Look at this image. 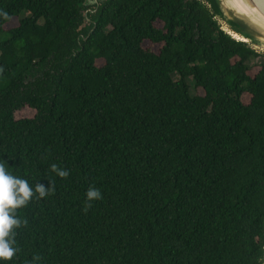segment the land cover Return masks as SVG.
I'll return each instance as SVG.
<instances>
[{
  "label": "trees",
  "instance_id": "16d2710c",
  "mask_svg": "<svg viewBox=\"0 0 264 264\" xmlns=\"http://www.w3.org/2000/svg\"><path fill=\"white\" fill-rule=\"evenodd\" d=\"M85 3L0 0V159L54 186L8 264H263L264 54L212 0Z\"/></svg>",
  "mask_w": 264,
  "mask_h": 264
},
{
  "label": "clouds",
  "instance_id": "9594fccd",
  "mask_svg": "<svg viewBox=\"0 0 264 264\" xmlns=\"http://www.w3.org/2000/svg\"><path fill=\"white\" fill-rule=\"evenodd\" d=\"M51 172L59 178H66L68 171L53 164ZM50 182L46 188L43 184L30 185L27 179L13 175L8 160L0 159V264H8L18 252L15 246L16 231L25 224L17 217V210L26 207L33 199L47 197L53 190ZM102 199L98 188L90 186L85 193L84 210L91 207V202ZM40 258L33 257L32 264H39Z\"/></svg>",
  "mask_w": 264,
  "mask_h": 264
},
{
  "label": "water",
  "instance_id": "95a60500",
  "mask_svg": "<svg viewBox=\"0 0 264 264\" xmlns=\"http://www.w3.org/2000/svg\"><path fill=\"white\" fill-rule=\"evenodd\" d=\"M107 0H86V5L97 8ZM216 18L225 24L237 40L250 44L255 50L264 49V0H212ZM255 46V47H253ZM264 264V255H263Z\"/></svg>",
  "mask_w": 264,
  "mask_h": 264
},
{
  "label": "rangeland",
  "instance_id": "374dc122",
  "mask_svg": "<svg viewBox=\"0 0 264 264\" xmlns=\"http://www.w3.org/2000/svg\"><path fill=\"white\" fill-rule=\"evenodd\" d=\"M89 9L93 10V7H89L88 6V12H89ZM222 26H224V28L227 30L228 28H226L225 24L221 23ZM18 25V20L17 19H13L6 27L9 29V28H14L15 26ZM145 48H151L153 51L157 52L158 51V48L155 46V47H152L149 43L145 42L144 45H143ZM252 47V46H251ZM255 47V46H253ZM256 48V47H255ZM257 52L261 53V54H264V49L262 48H257L256 49ZM103 64V61H98V65H102ZM254 65V64H252ZM257 68L254 67L253 70L250 71V75H255L256 72H257ZM190 82V86H191V92L192 93H199L201 94L202 91L200 89H196L194 88L193 86V81H189ZM244 102L245 103H248L249 100H250V96L249 95H245L244 98H243ZM35 115V112L29 108H24L23 110H20L19 112L16 113V118L17 119H23V118H31Z\"/></svg>",
  "mask_w": 264,
  "mask_h": 264
}]
</instances>
